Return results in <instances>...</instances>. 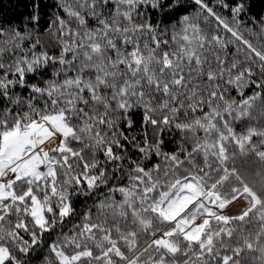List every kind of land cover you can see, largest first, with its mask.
<instances>
[{
  "label": "snow or ice",
  "instance_id": "snow-or-ice-1",
  "mask_svg": "<svg viewBox=\"0 0 264 264\" xmlns=\"http://www.w3.org/2000/svg\"><path fill=\"white\" fill-rule=\"evenodd\" d=\"M257 2L0 0V264H264Z\"/></svg>",
  "mask_w": 264,
  "mask_h": 264
},
{
  "label": "trees",
  "instance_id": "trees-1",
  "mask_svg": "<svg viewBox=\"0 0 264 264\" xmlns=\"http://www.w3.org/2000/svg\"><path fill=\"white\" fill-rule=\"evenodd\" d=\"M16 0H3V10L4 14L9 18H13V14L20 13L23 10V6L21 5L20 8L15 7ZM262 8H264V5H261L259 2H257L256 5V11H260Z\"/></svg>",
  "mask_w": 264,
  "mask_h": 264
},
{
  "label": "rangeland",
  "instance_id": "rangeland-1",
  "mask_svg": "<svg viewBox=\"0 0 264 264\" xmlns=\"http://www.w3.org/2000/svg\"><path fill=\"white\" fill-rule=\"evenodd\" d=\"M242 206H243V202L240 201L238 203L233 204L229 209H227V211L230 214H238L241 211Z\"/></svg>",
  "mask_w": 264,
  "mask_h": 264
}]
</instances>
